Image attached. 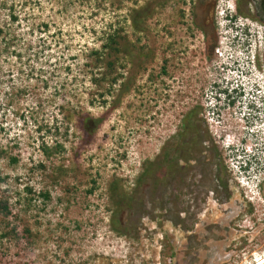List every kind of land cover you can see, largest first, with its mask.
I'll list each match as a JSON object with an SVG mask.
<instances>
[{"label":"rangeland","instance_id":"obj_1","mask_svg":"<svg viewBox=\"0 0 264 264\" xmlns=\"http://www.w3.org/2000/svg\"><path fill=\"white\" fill-rule=\"evenodd\" d=\"M261 1L0 0V23L14 2L23 36L0 53V200L38 237L20 258L0 238V264L263 260ZM197 14L221 41L208 69ZM110 30L120 37L114 69L93 84L90 53ZM215 84L240 86L253 107L213 116ZM195 105L203 114L196 161L182 164L180 128ZM80 114L98 127L84 131Z\"/></svg>","mask_w":264,"mask_h":264},{"label":"trees","instance_id":"obj_2","mask_svg":"<svg viewBox=\"0 0 264 264\" xmlns=\"http://www.w3.org/2000/svg\"><path fill=\"white\" fill-rule=\"evenodd\" d=\"M6 2L0 3L1 5H5ZM4 8V6H2ZM5 9H9V13L7 15L8 22L5 21L3 24L0 23V53L3 51L6 52L10 49V47L14 46L16 42L20 41L23 37L22 34H18V29L20 25V15L15 12L14 2H11L9 7H5ZM48 24L46 22H41L38 25L39 29L47 28ZM33 27H29L30 30L33 31ZM118 31L110 30L105 33L104 41L101 45V50H92L90 53V57H92V63L89 65L90 68V81L93 84H97V82L101 83L102 80L108 78L113 72L114 69V60L112 59L113 53L119 51L118 47ZM29 47V45H28ZM11 53H15V50H12ZM19 54V52H16ZM100 63L104 64L105 72L98 75L95 69H97ZM123 75V74H121ZM109 79V78H108ZM117 80L116 75L113 76L108 84H113ZM81 118V114L79 115ZM100 123L98 118H93L91 116H83L80 121L81 128L86 132L94 131ZM63 148L61 143L55 144V151H61ZM42 151L44 154L49 156L51 153L49 147L47 145H42ZM12 162H15L16 159H10ZM143 180V179H141ZM46 199H48V194L43 195ZM19 211H14L12 206L9 204L7 200H0V238H5L8 240L14 241V247L17 249V253L15 256H20V251L25 250L28 246L36 243L38 240L37 233L33 232L30 226L19 218ZM21 223V229H19V225ZM19 264V263H16Z\"/></svg>","mask_w":264,"mask_h":264},{"label":"flooded vegetation","instance_id":"obj_3","mask_svg":"<svg viewBox=\"0 0 264 264\" xmlns=\"http://www.w3.org/2000/svg\"><path fill=\"white\" fill-rule=\"evenodd\" d=\"M261 2L263 3L264 0H262ZM200 19H201L200 15L197 14L195 18L191 20V23L193 26L199 29L201 42L198 41V44H200V50L202 52L201 58L204 60L203 63H205V65L207 66L206 68L208 69L210 64H212V62L214 61L213 56H215V53L221 55L220 47L216 46L215 44V43L219 44L221 41L217 39L216 42H213V38L211 36L212 28L210 27V25L207 26L204 25L203 23H200ZM212 20L210 19V23ZM197 37L198 36H195L193 38L191 37V39L197 41ZM179 49H184V48L179 45ZM178 54H182V53L179 52ZM263 56L262 58H264ZM229 57L231 58V56ZM222 65H223L221 66L222 70L230 71L232 70L231 69L232 67L234 69V66H229L227 63L225 64L224 61H222ZM236 70L239 71L238 68H236ZM212 88H214V97H213L214 108L211 110V114L213 116L222 117L225 110L230 108V106L234 107L238 104L244 103L245 94L243 93L240 86H235L232 89H230L228 87L226 88V86L224 85L219 86V84H215L214 86H212ZM244 104L246 106L245 107L241 106V107L244 108L246 111L250 110L253 107V106L249 107V104H246V102ZM199 113L200 112L198 110V107L196 105L193 106L190 112L189 121L183 122L185 128L183 127L180 128V130L183 132L179 137V144L177 145L176 148L179 163L185 164V161L189 159L196 161V155L195 156L193 155L194 154L193 151L197 150L198 148V143H199L198 141L200 139L199 132H202L200 130V127L197 126V116L199 115ZM200 114L203 115L202 113ZM207 165L208 164H205V166Z\"/></svg>","mask_w":264,"mask_h":264},{"label":"bare ground","instance_id":"obj_4","mask_svg":"<svg viewBox=\"0 0 264 264\" xmlns=\"http://www.w3.org/2000/svg\"><path fill=\"white\" fill-rule=\"evenodd\" d=\"M262 261H264V258H263V260H261V262H262ZM261 262H258L257 264H260Z\"/></svg>","mask_w":264,"mask_h":264},{"label":"water","instance_id":"obj_5","mask_svg":"<svg viewBox=\"0 0 264 264\" xmlns=\"http://www.w3.org/2000/svg\"><path fill=\"white\" fill-rule=\"evenodd\" d=\"M260 264H264V261H262Z\"/></svg>","mask_w":264,"mask_h":264}]
</instances>
